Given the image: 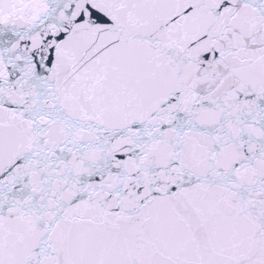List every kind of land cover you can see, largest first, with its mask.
Segmentation results:
<instances>
[{
	"label": "snow or ice",
	"instance_id": "snow-or-ice-1",
	"mask_svg": "<svg viewBox=\"0 0 264 264\" xmlns=\"http://www.w3.org/2000/svg\"><path fill=\"white\" fill-rule=\"evenodd\" d=\"M0 264H264V0H0Z\"/></svg>",
	"mask_w": 264,
	"mask_h": 264
}]
</instances>
